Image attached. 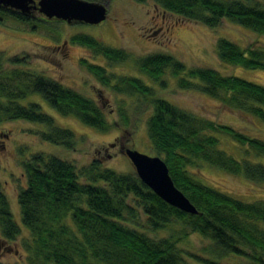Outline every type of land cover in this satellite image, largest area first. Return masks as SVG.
Here are the masks:
<instances>
[{
  "label": "trees",
  "instance_id": "1",
  "mask_svg": "<svg viewBox=\"0 0 264 264\" xmlns=\"http://www.w3.org/2000/svg\"><path fill=\"white\" fill-rule=\"evenodd\" d=\"M106 2L108 0H89ZM145 3L147 0H134ZM162 11L216 28L223 18L264 35V5L251 0H152ZM5 15L29 22L0 7V23ZM71 41L103 56L109 63H122L129 54L106 46L86 34ZM216 54L220 62L246 69H264V47L241 48L219 38ZM27 58L10 59L13 65ZM138 71L164 86L166 74L177 77L180 89L197 90L223 105L257 117L264 122V86L237 76L222 75L209 67L186 68L166 54H148L134 60ZM87 70L115 92L142 97L151 108L146 121L151 155L166 163L174 185L197 209L196 214L167 204L140 181L133 168L117 172L103 160L93 158L87 165L74 163L42 152L23 156L19 152L24 184L19 183L17 202L21 222L28 235L21 245L26 264H190L178 246L189 233L210 241L209 256L192 257L201 264H222L230 254L245 257L251 264H264V197L242 201L202 184L189 167L201 163L232 175H242L254 185L264 186V165L249 158L264 155V140L251 137L234 127L199 117L154 95L141 79L107 73L106 68L81 60ZM30 94L39 95L62 116L76 118L83 125L101 132L118 127L107 120L96 101L29 69L3 70L0 62V121L25 120L42 124L39 138L67 150H75L78 140L73 131L59 126L36 102L22 104ZM119 108L123 121L128 116ZM218 135L242 147L237 159L220 148ZM125 145L122 144L121 147ZM176 221L180 235L154 238L150 232ZM22 230L13 219L7 195L0 181V240L15 241ZM219 260V261H218ZM0 264H4L0 260ZM18 264V263H16Z\"/></svg>",
  "mask_w": 264,
  "mask_h": 264
},
{
  "label": "rangeland",
  "instance_id": "2",
  "mask_svg": "<svg viewBox=\"0 0 264 264\" xmlns=\"http://www.w3.org/2000/svg\"><path fill=\"white\" fill-rule=\"evenodd\" d=\"M264 5V0H251ZM107 18L97 25L50 22H21L5 15L0 23V62L3 70L29 69L55 80L63 86L90 97L102 108L109 122H116L107 132L83 125L76 118L62 116L51 109L39 95L30 94L22 104L36 102L43 112L51 115L59 126L73 131L78 140L75 150L42 141L36 134L45 131L42 124L25 120L0 121V181L7 195L13 219L22 230L15 241L0 240V260L4 264H26L25 251L21 245L28 235L21 222L17 202L19 183L24 184L20 160L31 153L53 154L74 163L77 167L87 165L93 158L103 160L105 167L117 172L131 171V164L120 148L133 147L151 155V144L147 136L146 121L151 108L142 97L129 96L113 91L103 85L87 68L82 59L101 65L106 72L115 75L137 77L150 86L155 96L162 98L189 113L226 124L251 137L264 140V122L249 114L223 105L219 100L197 90L180 89L177 77L166 74L164 86L141 74L134 60L148 54H166L181 61L185 67H209L222 75L237 76L264 86V69H246L220 62L216 54V41L228 39L241 48L264 47V35L240 26L229 18H223L216 28H208L193 21L162 11L152 0L137 3L134 0H108ZM76 34H86L113 48L124 49L129 58L122 63H109L103 56L95 55L83 45L72 42ZM26 59L23 64L13 65L11 58ZM119 108L128 116L129 126L122 132L123 121ZM220 148L240 159L242 147L224 135H218ZM23 149L21 156L19 150ZM249 158L264 165V155ZM193 176L202 184L231 195L242 201H254L264 197V186L248 182L242 175H232L201 163L189 167ZM182 225L173 221L163 229L150 232L154 238L180 235ZM210 241L197 233H189L181 239V248L190 264L198 263L192 256L207 258ZM219 261V260H218ZM222 264H251L245 257L230 254L220 259Z\"/></svg>",
  "mask_w": 264,
  "mask_h": 264
},
{
  "label": "water",
  "instance_id": "3",
  "mask_svg": "<svg viewBox=\"0 0 264 264\" xmlns=\"http://www.w3.org/2000/svg\"><path fill=\"white\" fill-rule=\"evenodd\" d=\"M34 0H0V7L11 8L29 14ZM37 7L49 20L66 23L97 25L107 18V2L89 0H38ZM135 174L158 197L181 211L196 214L197 209L174 185L164 160L157 155L143 153L133 147H121Z\"/></svg>",
  "mask_w": 264,
  "mask_h": 264
},
{
  "label": "flooded vegetation",
  "instance_id": "4",
  "mask_svg": "<svg viewBox=\"0 0 264 264\" xmlns=\"http://www.w3.org/2000/svg\"><path fill=\"white\" fill-rule=\"evenodd\" d=\"M37 2H38V0H34V2L32 3V6H35V8H32L30 10L29 14H23L20 11H17V10L11 9V8H4V7H2V8H4L5 10H9L11 12H14L20 16H23L32 22L35 20L42 21V22L53 21L54 19L49 20L42 13L39 12L38 7H37Z\"/></svg>",
  "mask_w": 264,
  "mask_h": 264
}]
</instances>
